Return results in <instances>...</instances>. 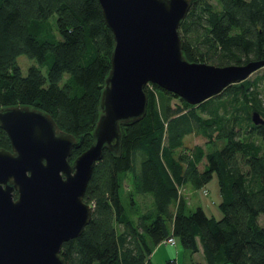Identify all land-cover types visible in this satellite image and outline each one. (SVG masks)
Wrapping results in <instances>:
<instances>
[{
	"label": "trees",
	"instance_id": "16d2710c",
	"mask_svg": "<svg viewBox=\"0 0 264 264\" xmlns=\"http://www.w3.org/2000/svg\"><path fill=\"white\" fill-rule=\"evenodd\" d=\"M178 32L189 60L264 58V0H190ZM113 43L98 0H0V107L42 109L81 136L72 161L93 141ZM21 54L32 59L25 73ZM262 70L195 104L147 83L145 114L120 124L119 152L104 149L93 167L83 195L91 218L62 243L66 264H157L150 255L171 234L191 254L201 251L203 261L192 264H264V121L251 118L257 111L264 119ZM190 133L205 137V146L186 144ZM0 147H10L1 126ZM214 173L219 218L201 205L189 209L180 193L186 184L203 187ZM137 195L149 204L142 207Z\"/></svg>",
	"mask_w": 264,
	"mask_h": 264
},
{
	"label": "water",
	"instance_id": "95a60500",
	"mask_svg": "<svg viewBox=\"0 0 264 264\" xmlns=\"http://www.w3.org/2000/svg\"><path fill=\"white\" fill-rule=\"evenodd\" d=\"M98 3L114 43L91 144L70 161L81 136L61 129L42 109L0 107V126L10 140V149L0 147V264H66L62 243L91 218L83 195L93 167L104 149L119 152L120 124L145 114L147 83L195 104L264 66V58L226 65L187 59L178 27L190 0ZM251 118L264 121L257 111Z\"/></svg>",
	"mask_w": 264,
	"mask_h": 264
},
{
	"label": "rangeland",
	"instance_id": "374dc122",
	"mask_svg": "<svg viewBox=\"0 0 264 264\" xmlns=\"http://www.w3.org/2000/svg\"><path fill=\"white\" fill-rule=\"evenodd\" d=\"M214 1V0H213ZM52 21L55 20V15L51 17ZM55 23V21H54ZM25 56V57H24ZM21 54L19 56L20 61L23 65V72L25 73L27 70V66L29 62H32V59L28 58L26 55ZM22 57V58H21ZM262 67L254 70L248 77L250 79H253L255 76L259 75L262 72ZM170 103L172 105H178L180 103L179 99L177 97H171ZM185 143L188 145H191L193 143H199L203 146L206 144V138L203 137L200 134L196 133H190L187 134L184 138ZM205 163V160H202L199 162L198 166L199 168H202ZM125 186H128V182L126 181ZM180 193H182L186 200H187V206L189 209H195L198 205H201L204 210L210 214L214 215L215 217L219 218L222 215L221 209L219 207V201L221 200V195L219 191V186L217 182L216 174L214 173L212 178L201 188H193L189 184L184 185L180 188ZM136 199L140 203L142 207H145L149 204L150 198L149 196H141L137 195ZM123 202L127 205V201L125 197L123 196ZM259 222L264 225V213H261L258 218ZM176 238V237H175ZM175 244H167V243H161L158 246V250L155 252V254L152 257V260L154 262H158L159 264H166V259L168 257H176V260L179 262V264H191V260H197L201 253H193L191 254L190 250L187 248H184L183 245L179 242V240L175 239ZM225 264H231V263H225Z\"/></svg>",
	"mask_w": 264,
	"mask_h": 264
},
{
	"label": "crops",
	"instance_id": "0c3cea01",
	"mask_svg": "<svg viewBox=\"0 0 264 264\" xmlns=\"http://www.w3.org/2000/svg\"><path fill=\"white\" fill-rule=\"evenodd\" d=\"M161 243H165V242H163V241L161 240L158 244L160 245ZM158 244L155 246V248L153 249V251H152V253H151V255H150L151 260H152L153 255L155 254V252L158 250V249H157L158 246H159ZM197 253L199 254V253H201V251H199V252H197ZM168 258H175V260H176V257H168ZM168 258H167V259H168ZM167 259H166V260H167ZM197 260H199V261H203L202 256L200 255L199 258H197ZM192 261H193V260H191V264H192ZM152 262H153V263H157V264H159L158 262H154L153 260H152ZM176 262H177V264H179V262H178L177 260H176Z\"/></svg>",
	"mask_w": 264,
	"mask_h": 264
},
{
	"label": "built area",
	"instance_id": "2783aa9c",
	"mask_svg": "<svg viewBox=\"0 0 264 264\" xmlns=\"http://www.w3.org/2000/svg\"><path fill=\"white\" fill-rule=\"evenodd\" d=\"M175 239H176L175 236L171 234V235L167 236L166 238H164L162 241L167 243V244L174 245L176 242Z\"/></svg>",
	"mask_w": 264,
	"mask_h": 264
},
{
	"label": "flooded vegetation",
	"instance_id": "af4514ba",
	"mask_svg": "<svg viewBox=\"0 0 264 264\" xmlns=\"http://www.w3.org/2000/svg\"><path fill=\"white\" fill-rule=\"evenodd\" d=\"M8 149H10V147H9ZM13 193H14V196L16 197V196H17V192H16V191H14Z\"/></svg>",
	"mask_w": 264,
	"mask_h": 264
}]
</instances>
